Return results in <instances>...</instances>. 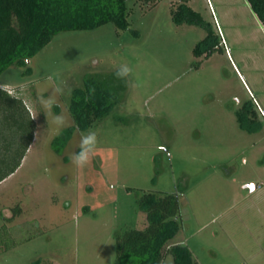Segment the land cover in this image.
Here are the masks:
<instances>
[{
  "label": "rangeland",
  "instance_id": "obj_1",
  "mask_svg": "<svg viewBox=\"0 0 264 264\" xmlns=\"http://www.w3.org/2000/svg\"><path fill=\"white\" fill-rule=\"evenodd\" d=\"M182 1L128 0L129 28L61 31L28 59L30 74L17 64L0 74V87L36 113L21 164L0 182V264H117L116 233L148 225L138 202L146 192L180 197V228L167 247L187 245L197 264H264V118L245 86L264 91V25L247 0H185L219 43L209 57L195 56L208 32L172 20ZM123 63L134 86L114 75ZM90 76L108 83L117 103L58 151L54 138L74 124L72 91ZM61 81L63 129L39 103ZM247 101L262 119L257 132L235 114ZM89 130L98 144L77 168L69 157ZM252 183L262 188L245 187ZM16 206L21 213L6 222ZM161 264H175L170 252Z\"/></svg>",
  "mask_w": 264,
  "mask_h": 264
},
{
  "label": "trees",
  "instance_id": "obj_2",
  "mask_svg": "<svg viewBox=\"0 0 264 264\" xmlns=\"http://www.w3.org/2000/svg\"><path fill=\"white\" fill-rule=\"evenodd\" d=\"M128 0H0V74L10 65L25 66L31 73L28 59L37 54L61 31L95 29L113 23L119 29L129 28ZM155 6L160 0H143ZM259 21L264 24V0H247ZM176 24L204 27L208 34L193 49L195 56L209 57L219 43L213 28L200 12L183 0L171 10ZM133 33L138 35L137 30ZM27 60V63L25 61ZM201 61L196 64L199 67ZM0 87V182L19 167L33 138L35 122L24 99ZM115 91L108 83L90 76L82 87L73 89L69 111L74 121L56 136L53 143L59 151L76 129L87 130L97 120L109 115L117 103ZM240 127L249 133L257 132L262 124L252 101L235 111ZM146 213L148 225L144 229L129 228L116 233L117 264H161L170 252L175 264H197L192 251L185 244L167 247L175 237L180 224V197L176 193L146 192L138 200ZM21 213L13 208L11 222ZM2 228L8 229L5 224ZM6 235L9 231L4 230Z\"/></svg>",
  "mask_w": 264,
  "mask_h": 264
},
{
  "label": "clouds",
  "instance_id": "obj_3",
  "mask_svg": "<svg viewBox=\"0 0 264 264\" xmlns=\"http://www.w3.org/2000/svg\"><path fill=\"white\" fill-rule=\"evenodd\" d=\"M27 63V60L25 61ZM114 75L117 79L123 81L127 86H134L132 76L133 69L127 64H120ZM10 95L15 98L16 93L12 90H9ZM64 87L63 81L60 84L56 85L50 92L48 96L41 95L39 103L44 111L46 116H51V122L57 126L59 129H63L68 126L65 115L62 111V106L58 101V96L63 95ZM54 108H61V112L56 114L53 112ZM30 116L32 119H36V113L33 110H29ZM98 144V137L95 131L89 130L86 134L81 136L79 151L70 155L69 159L73 165L77 168H85L91 163L93 154L95 153L96 146Z\"/></svg>",
  "mask_w": 264,
  "mask_h": 264
},
{
  "label": "crops",
  "instance_id": "obj_4",
  "mask_svg": "<svg viewBox=\"0 0 264 264\" xmlns=\"http://www.w3.org/2000/svg\"><path fill=\"white\" fill-rule=\"evenodd\" d=\"M260 23H261V22H260ZM261 25H262V24H261ZM263 25H264V24H263ZM239 74L242 75L241 72H239ZM241 77L244 79L245 82H247L246 79H245V77H244L243 75H242ZM245 86H246V89L248 90V92H249L251 95H254V96H255L254 98H256V104L259 105V107L262 109V111H264V107H263V106L261 105V103H260V102H264V91H263L262 93H260L259 96H257V95H255V93H254V91H253V89L251 88L250 85L246 84ZM257 107H258V106H257ZM263 118H264V117H263ZM259 120L262 121V119H261L260 116H259Z\"/></svg>",
  "mask_w": 264,
  "mask_h": 264
},
{
  "label": "built area",
  "instance_id": "obj_5",
  "mask_svg": "<svg viewBox=\"0 0 264 264\" xmlns=\"http://www.w3.org/2000/svg\"><path fill=\"white\" fill-rule=\"evenodd\" d=\"M262 112V116L264 117V111H262V109H260ZM262 188V184L261 183H256L254 184V189H261Z\"/></svg>",
  "mask_w": 264,
  "mask_h": 264
},
{
  "label": "water",
  "instance_id": "obj_6",
  "mask_svg": "<svg viewBox=\"0 0 264 264\" xmlns=\"http://www.w3.org/2000/svg\"><path fill=\"white\" fill-rule=\"evenodd\" d=\"M245 187H248L250 189V191L254 190V184H247Z\"/></svg>",
  "mask_w": 264,
  "mask_h": 264
}]
</instances>
